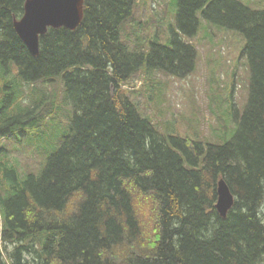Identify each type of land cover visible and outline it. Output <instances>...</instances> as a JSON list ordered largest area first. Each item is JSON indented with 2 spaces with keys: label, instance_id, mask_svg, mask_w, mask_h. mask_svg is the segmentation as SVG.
<instances>
[{
  "label": "trees",
  "instance_id": "obj_1",
  "mask_svg": "<svg viewBox=\"0 0 264 264\" xmlns=\"http://www.w3.org/2000/svg\"><path fill=\"white\" fill-rule=\"evenodd\" d=\"M25 2L0 0V69L14 65L32 87L59 77L74 113L40 175L1 168L0 264H264V10L178 0L183 35L197 34L201 11L247 41L248 101L234 137L216 144L160 133L140 114L132 96L151 104L155 87L135 77L184 78L197 48L176 34L172 46L130 51L122 27L135 0H85L80 26L49 29L38 56L14 27ZM23 88L0 78L1 137L44 117L39 104L20 105ZM221 179L235 197L225 218Z\"/></svg>",
  "mask_w": 264,
  "mask_h": 264
},
{
  "label": "rangeland",
  "instance_id": "obj_2",
  "mask_svg": "<svg viewBox=\"0 0 264 264\" xmlns=\"http://www.w3.org/2000/svg\"><path fill=\"white\" fill-rule=\"evenodd\" d=\"M238 1L251 10H264V0ZM177 12L178 0H135L133 15L122 27V42L130 51H148L151 43L172 46V39L180 34L183 41L196 46L197 60L195 70L184 78L159 70L150 81L137 75L133 82L138 81L139 87H155L153 101L148 104L143 95L132 99L139 103L140 114L155 123L160 133L225 144L234 137L236 116L243 115L249 97L246 38L239 31L207 20L201 11L197 13V34L187 37L179 30ZM5 72L0 69V78L24 87L26 95L20 105L39 104L44 117L38 116L32 126L19 127L13 136H0V175L6 164L17 170L21 179L30 174L38 176L68 132L73 106L59 77L32 87L19 81L14 65ZM17 97H22L20 92Z\"/></svg>",
  "mask_w": 264,
  "mask_h": 264
},
{
  "label": "water",
  "instance_id": "obj_3",
  "mask_svg": "<svg viewBox=\"0 0 264 264\" xmlns=\"http://www.w3.org/2000/svg\"><path fill=\"white\" fill-rule=\"evenodd\" d=\"M85 0H26L24 15L15 19V31L33 56H38L40 38L49 28L75 31L84 17ZM216 208L225 218L235 203V197L221 179L217 187Z\"/></svg>",
  "mask_w": 264,
  "mask_h": 264
},
{
  "label": "bare ground",
  "instance_id": "obj_4",
  "mask_svg": "<svg viewBox=\"0 0 264 264\" xmlns=\"http://www.w3.org/2000/svg\"><path fill=\"white\" fill-rule=\"evenodd\" d=\"M217 209V208H216ZM218 211V210H217ZM219 212V211H218ZM221 215V214H220ZM228 215V214H227ZM223 217V216H222Z\"/></svg>",
  "mask_w": 264,
  "mask_h": 264
}]
</instances>
